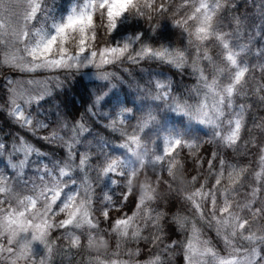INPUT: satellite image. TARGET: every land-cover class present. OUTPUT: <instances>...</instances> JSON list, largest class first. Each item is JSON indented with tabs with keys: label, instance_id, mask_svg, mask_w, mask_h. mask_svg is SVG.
I'll list each match as a JSON object with an SVG mask.
<instances>
[{
	"label": "clouds",
	"instance_id": "clouds-1",
	"mask_svg": "<svg viewBox=\"0 0 264 264\" xmlns=\"http://www.w3.org/2000/svg\"><path fill=\"white\" fill-rule=\"evenodd\" d=\"M0 264H264V0H0Z\"/></svg>",
	"mask_w": 264,
	"mask_h": 264
},
{
	"label": "snow or ice",
	"instance_id": "snow-or-ice-1",
	"mask_svg": "<svg viewBox=\"0 0 264 264\" xmlns=\"http://www.w3.org/2000/svg\"><path fill=\"white\" fill-rule=\"evenodd\" d=\"M71 23L72 22H70V24ZM59 31L63 32L64 28L61 27L59 29ZM201 31H206V29H202ZM54 40H55V38H53L52 41H49V43L46 45V48H51L52 44L54 43ZM228 59L232 60V62L235 63V60L233 59V57L231 55L228 56ZM238 75H242V73H240ZM68 222H70V221H65V223H68ZM28 226L32 227L33 231L36 233V235H35V239L36 240H39L41 242H45L46 243V235H47V230H48V224L47 223L42 222V223L36 224L34 226L29 223Z\"/></svg>",
	"mask_w": 264,
	"mask_h": 264
}]
</instances>
